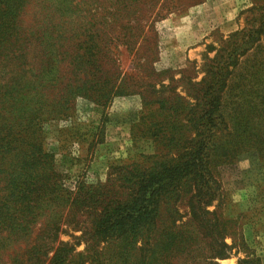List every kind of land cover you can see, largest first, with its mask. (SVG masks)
<instances>
[{"label":"rangeland","instance_id":"1","mask_svg":"<svg viewBox=\"0 0 264 264\" xmlns=\"http://www.w3.org/2000/svg\"><path fill=\"white\" fill-rule=\"evenodd\" d=\"M261 25L264 0H0V151L29 150L39 133L72 198L12 235L0 264H49L60 242L71 250L65 264H124L122 240L95 243L88 223L127 201L143 173L176 167L199 147L215 67L225 77L204 150L208 182L180 176L159 217L184 216L175 231L206 250L187 203L211 199L228 253L215 262L264 264ZM6 183L0 173V200ZM52 220L56 234L47 233ZM138 259L134 249L127 264Z\"/></svg>","mask_w":264,"mask_h":264},{"label":"trees","instance_id":"2","mask_svg":"<svg viewBox=\"0 0 264 264\" xmlns=\"http://www.w3.org/2000/svg\"><path fill=\"white\" fill-rule=\"evenodd\" d=\"M261 28L264 30L263 25ZM255 33L257 35L261 32L259 30ZM214 69L216 81L205 89V101L200 107L199 126L203 128L204 132L201 135L204 136L200 137L199 147L187 153L185 159L176 167H169L163 173H143L127 201H116L103 206L99 215H95L88 223L91 232L87 235L95 237V243L118 238L122 240L124 264H127L130 251L134 249L139 252L137 264H179L180 261L181 264L182 261L183 264H217L216 259H225L228 256L227 246L219 237L221 232L218 230V221L214 218V213L206 209L211 205V199H189L187 203L191 221L197 223L196 229L202 232V239L207 238L206 250H201L188 232L175 231L178 228L176 223L182 222L184 216H180L181 220L171 215L165 219L159 217L160 198L173 191L172 189L181 182V178L190 175L191 180L193 178L196 182H208L204 150L211 141V128L215 126L214 112L219 97L216 86L225 77L222 73L223 68ZM28 134L29 131H25L26 137ZM32 134L38 140L35 139L36 143L30 145L29 150L24 149L17 153L19 149L9 146V149L16 150L12 156L9 155V151H0V163L4 157L11 159L8 163L9 171L0 169V173L4 174L7 180L1 189L5 195L4 199L0 200V253L8 247L7 243L11 241L12 235L28 231V225L36 221L38 212H42L45 206L55 205L58 200L64 206L68 199H72L70 191L55 182L57 173L54 155L42 150L39 133ZM13 139L15 138L12 137ZM18 141L21 144L22 141ZM23 144H26V140ZM88 201L84 202L83 206H86L84 204ZM91 204L93 207L96 206L94 203ZM210 215L212 218H209ZM54 220L48 225L47 233L56 234L58 231L59 223ZM86 242L92 243L90 240ZM138 243L141 246L136 248ZM70 252L66 244L58 243L49 264H65ZM238 264H257V260L241 259Z\"/></svg>","mask_w":264,"mask_h":264}]
</instances>
